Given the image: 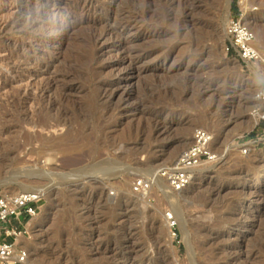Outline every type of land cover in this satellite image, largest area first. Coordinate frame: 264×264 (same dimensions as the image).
<instances>
[{"label":"rangeland","instance_id":"1","mask_svg":"<svg viewBox=\"0 0 264 264\" xmlns=\"http://www.w3.org/2000/svg\"><path fill=\"white\" fill-rule=\"evenodd\" d=\"M190 2L200 26L187 22ZM247 5L264 54V0ZM120 14L150 66L130 81L127 52L99 35ZM237 15L233 0H0V194L45 192L22 239L32 261L264 264V151L235 146L254 125L264 65L225 53ZM197 127L214 134L219 162L175 194L133 193L132 181L176 159Z\"/></svg>","mask_w":264,"mask_h":264},{"label":"built area","instance_id":"2","mask_svg":"<svg viewBox=\"0 0 264 264\" xmlns=\"http://www.w3.org/2000/svg\"><path fill=\"white\" fill-rule=\"evenodd\" d=\"M236 3L238 15L230 16L227 21L224 51L250 67L261 61L262 51L256 33L243 21L247 0H236ZM256 99L258 106L252 110L253 127L236 138L235 146L242 155L264 151V126L261 125L264 121V84L257 90ZM219 160L214 149V134L207 128L197 127L191 144L176 159L162 164L149 176H137L132 181V191L148 199L158 183L165 184L173 192L183 191L192 184L200 168ZM44 197V190L0 194V264H39L31 260L30 250L22 245V239L30 237V221L39 215ZM166 222L170 236L177 240L180 231L171 213H167Z\"/></svg>","mask_w":264,"mask_h":264},{"label":"bare ground","instance_id":"3","mask_svg":"<svg viewBox=\"0 0 264 264\" xmlns=\"http://www.w3.org/2000/svg\"><path fill=\"white\" fill-rule=\"evenodd\" d=\"M100 1V0H99ZM177 1H179V0H177ZM192 1V0H191ZM98 2V1H97ZM94 3V2H93ZM180 3V2H179ZM201 3V2H200ZM85 4V3H84ZM175 4V3H174ZM185 4V3H184ZM177 5H179V4H177ZM182 5V4H181ZM248 5L246 4V9H247V11H249L248 10ZM198 9H200V4H198V3H194V2H190V3H187V5L185 6V13H186V17H187V22H189V24H192L191 26H193L194 25V27H196V26H198L201 22H200V18H198V17H196V14H197V10ZM203 10V9H202ZM246 11V13H245V15H244V18H243V21L245 22V23H247L249 26H251V24H250V21L248 20V15H249V13ZM202 12V11H201ZM121 16H119V17H117V18H115V19H113L112 21H110V22H108L106 25H105V28L104 29H101V30H103L102 31V33L100 34L99 33V35L100 36H110V37H112V39H113V37L114 38H117V42H115V44H114V46H117L116 48H119V49H124L125 51L124 52H127L126 53V56H125V58L124 59H126V61L128 62V70H127V72H125V74L122 76L123 77V80L124 81H130L131 79H134V78H139V77H141V75H143L144 73H146L149 69H150V66H148V65H145V64H143V62L146 60L145 58L148 56V54H138L139 53V50L137 49V47H136V44H137V42H135L134 43V40H128V39H126L125 37H124V34H125V36H127L126 35V33L127 32H129L130 31V29H131V27L132 26H134V25H136V24H134V25H131L132 23H131V20L128 18V17H126V16H122V14H120ZM198 15H199V13H198ZM251 15V14H250ZM135 17V16H134ZM133 18V17H132ZM186 19V18H185ZM228 19H229V17H228ZM31 21V20H30ZM135 21V20H134ZM13 22V21H12ZM135 23V22H134ZM0 26H1V24H0ZM104 26V25H103ZM148 26V25H147ZM200 26V25H199ZM142 27V26H141ZM145 27V26H144ZM193 27V28H194ZM137 28V27H136ZM135 28V29H136ZM2 29V28H1ZM148 29V28H147ZM197 29V28H196ZM195 29V30H196ZM138 30V29H137ZM141 30V29H140ZM61 32V31H60ZM131 32V31H130ZM133 33V32H132ZM128 34V33H127ZM139 36V35H138ZM147 36V33L145 32V33H143V34H141V36H140V38H145ZM154 36V35H153ZM98 37V36H97ZM103 38V37H102ZM150 38V37H149ZM104 39V38H103ZM109 39H111V38H109ZM139 39V38H138ZM97 40V39H96ZM102 40V39H101ZM116 40V39H115ZM97 41H99V40H97ZM101 44V43H100ZM115 48V47H114ZM112 49V48H111ZM136 49L138 50V52L136 51ZM116 50V49H115ZM135 51H136V53H135ZM262 51V50H261ZM135 54H134V53ZM261 62H262V64L264 65V54L262 53V57H261ZM146 63H148V62H146ZM44 71V70H43ZM50 74V73H49ZM22 77V76H21ZM259 77L261 78V79H263L264 80V77H263V75H261V74H259ZM56 77H54V79H55ZM53 80V77L51 78V80H49L50 82ZM123 80H119L118 79V81H114V83H116L117 84V89H119V87H120V85H122V84H120L119 85V83H123L124 81ZM24 81V80H23ZM40 81V80H39ZM26 82V81H25ZM53 82V81H52ZM27 83V82H26ZM29 83V82H28ZM26 85V84H25ZM34 85V84H33ZM20 87V86H19ZM22 87V86H21ZM108 88V87H107ZM26 89V88H25ZM109 89V88H108ZM41 90V89H40ZM37 91V90H36ZM47 91V90H46ZM109 91V90H108ZM111 94V93H110ZM34 95H32V97H33ZM26 98V97H25ZM35 99V98H34ZM35 101V100H34ZM256 106H258V104L256 105ZM30 109H32L31 107H30ZM32 126V125H31ZM35 126V125H34ZM252 127V125H248L247 127H246V129H250ZM183 129V128H182ZM182 144V143H181ZM178 148L177 147H174L173 148V150L170 152V154H173V153H175L176 152V150H177ZM164 152V151H163ZM3 160V159H2ZM223 161V160H222ZM202 169H204V168H200L199 170H202ZM198 170V171H199ZM156 171V169L153 171V172H151L149 175H151V174H153L154 172ZM32 175V177H33V174H28L27 176H31ZM148 175V176H149ZM35 177V176H34ZM15 177L14 176H12V179H14ZM197 177L195 176V178H194V180H193V182L195 181V179H196ZM192 182V183H193ZM28 184V183H27ZM29 185V184H28ZM158 185H160V188H161V186H165L166 188H167V190H168V192L169 193H171V194H175V192H173V191H171L165 184H163V183H158ZM162 189V188H161ZM33 190H40V189H38L37 187H34V186H29L28 188H26V189H24V191H33ZM180 214V213H179ZM178 215V214H177ZM179 216V215H178ZM180 219V217H178V220ZM184 219V218H183ZM186 227V226H185ZM135 230V229H134ZM264 233V232H263ZM261 235H262V233H261ZM127 236V235H126ZM263 236H264V234H263ZM262 236V237H263ZM129 238V237H128ZM261 238V237H260ZM260 240V239H259ZM261 241V240H260ZM262 242V241H261ZM27 247V246H26ZM39 262H46L47 264H52V262L50 263V262H48V261H39Z\"/></svg>","mask_w":264,"mask_h":264},{"label":"trees","instance_id":"4","mask_svg":"<svg viewBox=\"0 0 264 264\" xmlns=\"http://www.w3.org/2000/svg\"><path fill=\"white\" fill-rule=\"evenodd\" d=\"M234 8L237 10L236 0H233V9ZM237 14H238V11H237ZM261 125L264 126V121L261 122Z\"/></svg>","mask_w":264,"mask_h":264}]
</instances>
